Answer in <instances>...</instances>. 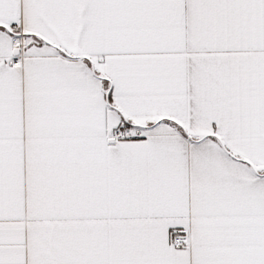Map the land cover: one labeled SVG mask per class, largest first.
Instances as JSON below:
<instances>
[{
    "label": "snow or ice",
    "instance_id": "obj_1",
    "mask_svg": "<svg viewBox=\"0 0 264 264\" xmlns=\"http://www.w3.org/2000/svg\"><path fill=\"white\" fill-rule=\"evenodd\" d=\"M0 264H264V0H0Z\"/></svg>",
    "mask_w": 264,
    "mask_h": 264
}]
</instances>
